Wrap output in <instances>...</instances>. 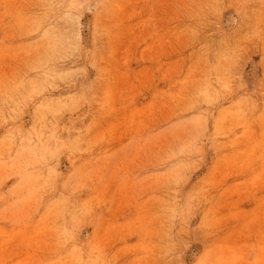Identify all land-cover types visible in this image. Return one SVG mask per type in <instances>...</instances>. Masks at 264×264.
Masks as SVG:
<instances>
[{
    "label": "rangeland",
    "instance_id": "374dc122",
    "mask_svg": "<svg viewBox=\"0 0 264 264\" xmlns=\"http://www.w3.org/2000/svg\"><path fill=\"white\" fill-rule=\"evenodd\" d=\"M0 264H264V0H0Z\"/></svg>",
    "mask_w": 264,
    "mask_h": 264
}]
</instances>
